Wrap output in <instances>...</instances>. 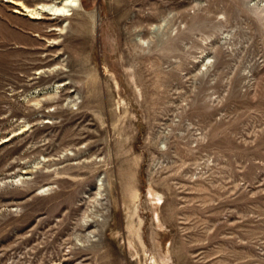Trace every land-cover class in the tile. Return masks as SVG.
Here are the masks:
<instances>
[{"label": "rangeland", "instance_id": "rangeland-1", "mask_svg": "<svg viewBox=\"0 0 264 264\" xmlns=\"http://www.w3.org/2000/svg\"><path fill=\"white\" fill-rule=\"evenodd\" d=\"M85 2L0 0V264H264V0Z\"/></svg>", "mask_w": 264, "mask_h": 264}, {"label": "bare ground", "instance_id": "bare-ground-1", "mask_svg": "<svg viewBox=\"0 0 264 264\" xmlns=\"http://www.w3.org/2000/svg\"><path fill=\"white\" fill-rule=\"evenodd\" d=\"M10 3H15L17 8L21 7L25 10L32 20H42V16L44 12H47L48 15L53 16V19H61L67 17L68 11L71 7L76 5L77 1L80 0H38L39 3L34 5L33 7L24 6L23 3L15 0H8ZM82 1L83 8L87 9V4L85 0ZM63 29L60 28L59 31ZM50 73V72H49ZM160 197H158L159 199Z\"/></svg>", "mask_w": 264, "mask_h": 264}]
</instances>
